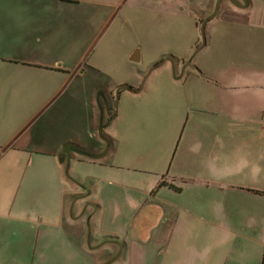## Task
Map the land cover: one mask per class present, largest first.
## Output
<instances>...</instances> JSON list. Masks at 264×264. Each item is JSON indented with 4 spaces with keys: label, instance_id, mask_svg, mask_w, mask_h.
Returning <instances> with one entry per match:
<instances>
[{
    "label": "crops",
    "instance_id": "crops-1",
    "mask_svg": "<svg viewBox=\"0 0 264 264\" xmlns=\"http://www.w3.org/2000/svg\"><path fill=\"white\" fill-rule=\"evenodd\" d=\"M127 1L171 12L187 3L0 0V264H264V0L236 4L238 21L208 19L207 32L221 24L229 33L222 72H181L184 61L170 69L179 82L167 103L174 112L141 139L154 143L139 155L144 167L131 165L102 187L112 196V223L103 225L108 199L76 168L88 161L76 149L94 147L73 137L70 103L56 99L96 68L75 47L88 22L97 30L105 12L114 17ZM214 1L188 6L201 14ZM136 53L142 61L139 49L130 60ZM133 86L119 93L140 99L152 87ZM158 88L151 101L160 100Z\"/></svg>",
    "mask_w": 264,
    "mask_h": 264
},
{
    "label": "rangeland",
    "instance_id": "rangeland-1",
    "mask_svg": "<svg viewBox=\"0 0 264 264\" xmlns=\"http://www.w3.org/2000/svg\"><path fill=\"white\" fill-rule=\"evenodd\" d=\"M186 1L175 12L159 6L154 10L132 7V3L127 1L114 17L105 12L97 30H93L95 26L88 22V30L83 33L85 36L87 34L86 39L75 46L76 52L80 56L84 55L83 65H96V68L92 70L88 67L91 73L83 81L74 77L63 95L57 96L56 105L61 102L70 103V119H67L75 139H81L96 150L102 149L97 154H94V148L88 153H81L80 157L88 161L76 165L90 183H99L100 188L110 187L118 179L116 175L127 172L128 167L137 164L139 155L146 147L153 148L154 143L148 146L147 141L141 139L160 132V128H163L161 120L171 117L174 112L167 103L170 97L174 98V89L179 84L171 80L170 69L176 68V62L184 61L185 66L181 65V72L203 66L217 74L222 72L220 69L224 67V58L231 59L230 46L226 44L229 33L219 24V27L211 26L213 30L217 29L213 35V30L208 29L207 32V22L208 19L219 22L238 21L239 8L236 4L245 6L246 0H215L213 7H207L204 10L206 12L201 14H196L188 6L191 0ZM146 3L149 4V1ZM168 8H171L170 4ZM234 32L230 30V34L234 35ZM209 37L215 38L212 46H208ZM137 49L143 51V59L136 63L130 60V54ZM74 52L73 49V55ZM159 61L161 63L155 67ZM125 83L134 85V89L140 91L152 87L147 96L136 99L129 90L119 93L122 90L120 86ZM96 85L104 86L107 93L97 92L99 88ZM155 87H159L156 91L161 90V98L156 102L151 101V96L156 94L153 91ZM135 100L137 105H134L133 115H130L129 104ZM145 117L148 123L142 125L140 122L144 119L141 118ZM135 122L138 123L137 129L133 128ZM102 127H105L103 132ZM139 167L144 166L142 164ZM89 188L93 195L95 186L91 184ZM108 191L102 188L98 192L100 200L105 203V199H108L109 203L107 215L103 219L106 227L112 223V196ZM89 201L92 199L86 198L85 208ZM88 218L85 217V220L88 221Z\"/></svg>",
    "mask_w": 264,
    "mask_h": 264
},
{
    "label": "water",
    "instance_id": "water-1",
    "mask_svg": "<svg viewBox=\"0 0 264 264\" xmlns=\"http://www.w3.org/2000/svg\"><path fill=\"white\" fill-rule=\"evenodd\" d=\"M131 61L133 62H140V57H139V53H136L133 55V57H131Z\"/></svg>",
    "mask_w": 264,
    "mask_h": 264
},
{
    "label": "trees",
    "instance_id": "trees-1",
    "mask_svg": "<svg viewBox=\"0 0 264 264\" xmlns=\"http://www.w3.org/2000/svg\"><path fill=\"white\" fill-rule=\"evenodd\" d=\"M205 42H206V39H205ZM159 63H161V62H160V61L157 62V63L155 64V67H157ZM129 89L134 90L132 87H130ZM76 150L79 151L80 153H84V152L81 151V150H78V149H76Z\"/></svg>",
    "mask_w": 264,
    "mask_h": 264
}]
</instances>
